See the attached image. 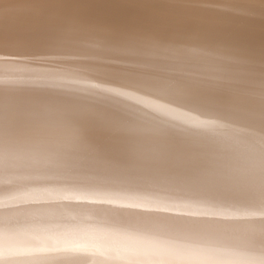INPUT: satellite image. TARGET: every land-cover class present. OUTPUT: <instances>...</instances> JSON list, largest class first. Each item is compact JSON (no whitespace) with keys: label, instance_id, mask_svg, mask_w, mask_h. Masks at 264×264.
Listing matches in <instances>:
<instances>
[{"label":"bare ground","instance_id":"obj_1","mask_svg":"<svg viewBox=\"0 0 264 264\" xmlns=\"http://www.w3.org/2000/svg\"><path fill=\"white\" fill-rule=\"evenodd\" d=\"M264 0H0V264H256Z\"/></svg>","mask_w":264,"mask_h":264},{"label":"clouds","instance_id":"obj_2","mask_svg":"<svg viewBox=\"0 0 264 264\" xmlns=\"http://www.w3.org/2000/svg\"><path fill=\"white\" fill-rule=\"evenodd\" d=\"M256 264H264V256H261V257L257 260Z\"/></svg>","mask_w":264,"mask_h":264}]
</instances>
